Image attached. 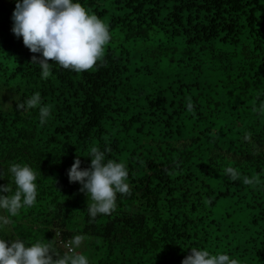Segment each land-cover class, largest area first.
Segmentation results:
<instances>
[{
  "label": "trees",
  "instance_id": "trees-1",
  "mask_svg": "<svg viewBox=\"0 0 264 264\" xmlns=\"http://www.w3.org/2000/svg\"><path fill=\"white\" fill-rule=\"evenodd\" d=\"M80 2L112 39L93 68L52 63L42 78L11 31L15 0H0V185L15 189L12 163L41 172L36 203L0 235L63 254L83 234L90 264H181L192 247L264 264V0ZM36 92L43 124L17 107ZM93 147L126 164L130 185L95 219L68 177Z\"/></svg>",
  "mask_w": 264,
  "mask_h": 264
},
{
  "label": "clouds",
  "instance_id": "clouds-1",
  "mask_svg": "<svg viewBox=\"0 0 264 264\" xmlns=\"http://www.w3.org/2000/svg\"><path fill=\"white\" fill-rule=\"evenodd\" d=\"M11 19L13 34L22 37L32 53L39 54L32 60L42 70V78H48L52 63L75 72L93 68L112 39L109 26L80 0H15ZM17 107L38 108L42 124L51 117V106L42 102L39 92ZM188 107L191 109L192 105L189 103ZM257 111L264 115V103L259 104ZM108 151L93 147L87 168H81V160L77 158L68 170L69 181L79 182L81 191L90 200L88 213L93 219L112 213L118 194L130 193L126 164L107 158ZM224 171L231 180L239 178L233 167ZM8 172L15 189L8 183L0 185V233L7 232L11 219L24 208L34 206L38 196L37 178L41 174L27 163H12ZM0 179H4L2 174ZM243 183L252 184L254 180L245 177ZM86 241L85 235H74L66 242L67 251L61 254L53 239L28 242L0 235V264H90L89 257L80 251ZM181 264H239V261L227 253L192 247Z\"/></svg>",
  "mask_w": 264,
  "mask_h": 264
}]
</instances>
